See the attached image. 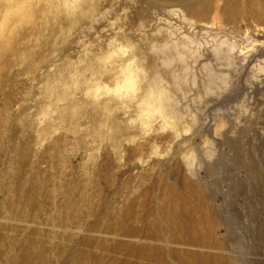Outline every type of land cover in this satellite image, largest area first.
Instances as JSON below:
<instances>
[{
  "label": "rangeland",
  "instance_id": "1",
  "mask_svg": "<svg viewBox=\"0 0 264 264\" xmlns=\"http://www.w3.org/2000/svg\"><path fill=\"white\" fill-rule=\"evenodd\" d=\"M60 3L0 0V264H264V0Z\"/></svg>",
  "mask_w": 264,
  "mask_h": 264
},
{
  "label": "bare ground",
  "instance_id": "2",
  "mask_svg": "<svg viewBox=\"0 0 264 264\" xmlns=\"http://www.w3.org/2000/svg\"><path fill=\"white\" fill-rule=\"evenodd\" d=\"M207 3H203V6H204V11L207 10L205 13L209 15V11L211 10L209 5L210 4V0H206ZM166 7V11L168 13H170L171 15L173 16H180L181 15V11L178 10L177 6H172V5H166L164 6ZM206 8V9H205ZM235 10L236 11H239L241 10V7L239 5H235ZM226 9L220 4L218 5V7L216 8V14H215V19L217 18H220V21H222L223 23L225 22L226 24H229V23H234V18L233 17H227L225 15H223V17L221 18L220 17V14L225 12ZM200 29H202V31H205V33L207 35H209V28L208 25L206 24H201L199 25ZM225 32V31H224ZM219 35H222L219 33ZM230 38V37H229ZM245 48V47H244ZM248 52V51H247ZM263 54V53H262ZM259 56V53L258 52H252L251 54L248 55L246 61H245V69L248 68V66H250L254 61H256V58H258ZM262 56V55H261ZM261 59V58H259ZM264 61V59H263ZM242 62V61H241ZM260 62V61H259ZM257 63V62H256ZM262 63V62H261ZM248 65V66H247ZM260 65V64H259ZM255 65H253L254 67ZM261 66V65H260ZM259 67V66H258ZM262 67V66H261ZM260 68V67H259ZM251 70V69H250ZM258 70V69H257ZM252 72V71H251ZM259 72V71H257ZM254 73V71H253ZM256 73V72H255ZM248 75V74H247ZM123 79V78H122ZM253 79V78H252ZM253 82V81H252ZM135 83L133 77L128 74L127 76L124 77V85L123 87H127V88H130L131 84ZM134 86V84L132 85ZM122 87V86H121ZM220 103V102H219ZM218 106V105H217ZM211 107V106H210ZM212 108V107H211ZM164 111V110H163ZM212 111V110H211ZM211 113V112H210ZM212 121V120H211ZM213 122V121H212ZM211 122V124H212ZM214 123V122H213ZM210 124V125H211ZM181 205V204H180ZM176 207V206H175ZM173 217V216H172ZM170 219V218H169ZM185 220V219H184ZM173 221V225H174V242H178V244H183V245H191V246H194V245H198L200 244L202 241L199 240V237L198 235L195 234V232H192V228H189L187 223H185L182 219H180L179 217L177 219H172ZM196 225V224H195ZM183 235L187 236V238H184ZM142 249V248H141ZM141 254H146V255H149V251L148 249L146 248H143L142 251H140ZM180 256V255H178ZM157 259V258H156ZM159 259H162L161 257ZM182 259V258H181ZM148 260H152V259H148ZM184 261H186L184 259ZM181 262V261H180ZM144 264V263H143Z\"/></svg>",
  "mask_w": 264,
  "mask_h": 264
},
{
  "label": "clouds",
  "instance_id": "3",
  "mask_svg": "<svg viewBox=\"0 0 264 264\" xmlns=\"http://www.w3.org/2000/svg\"><path fill=\"white\" fill-rule=\"evenodd\" d=\"M25 4H27L28 0H22ZM76 0H61L60 7L65 11V14L68 13L70 6L75 3ZM8 5H5L7 7ZM18 6V5H17ZM19 21H22L24 24H27L29 21L24 17L18 18ZM2 24H0V35H2Z\"/></svg>",
  "mask_w": 264,
  "mask_h": 264
}]
</instances>
